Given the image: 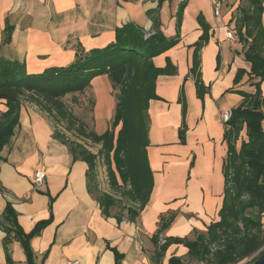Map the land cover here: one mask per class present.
<instances>
[{"label":"crops","instance_id":"crops-1","mask_svg":"<svg viewBox=\"0 0 264 264\" xmlns=\"http://www.w3.org/2000/svg\"><path fill=\"white\" fill-rule=\"evenodd\" d=\"M247 2L222 0L216 17L211 0H0V57L24 62L28 73L67 66L81 50L114 42L128 23L147 35L157 29L179 39L152 59L157 68H166L148 108L153 190L134 220L119 222L102 211L89 186L88 164L74 160L43 113L22 105L20 123L1 154L0 222L10 205L26 234L42 220L49 223L29 240L32 262L15 232L5 245L7 232L0 227V264H168L171 256L188 254L185 244L171 242L158 261L155 238L206 232L219 219L229 154L221 112L249 101L238 91H256L245 45L226 35L229 29L237 32ZM239 69L244 71L236 82ZM6 110L0 101V111ZM245 132L244 127L234 142L238 150ZM39 168L47 179L35 190Z\"/></svg>","mask_w":264,"mask_h":264},{"label":"trees","instance_id":"trees-1","mask_svg":"<svg viewBox=\"0 0 264 264\" xmlns=\"http://www.w3.org/2000/svg\"><path fill=\"white\" fill-rule=\"evenodd\" d=\"M248 2L249 12L245 8L241 9L237 34L245 47L248 45L244 55L251 64V78L257 79L253 81L257 88L252 94L238 91L249 101L231 109V118L225 123L228 127L225 137L229 143V154L224 164L225 192L219 219L208 226L209 238L206 241L202 237L199 243L189 241L188 237H171L159 245V239L155 238L158 261L165 255L171 242L185 244L191 258L206 259L211 255L213 264H238L250 256H253L251 264H256L264 256V112L260 89L264 80V0ZM11 33L12 29L8 30L7 42L11 40ZM202 39L207 40L206 32ZM178 43V38H168L160 30L156 29L154 33L147 35L142 27L128 23L117 30L114 42L87 52L81 50L76 59L67 66L28 73L24 62L0 57V101H5L7 107L0 119V160L3 159V147L14 136L20 123L23 105L21 96L25 92L51 100L54 97L83 92L94 77L108 73L113 88L120 89L116 112L110 127L101 134L92 132V137L102 143L101 154L104 155L108 167L111 189L120 190L134 203L139 202L138 207L131 206L127 209L129 219L134 220L148 203L153 190V173L147 155L150 124L148 108L150 100L157 97L155 81L166 68H157L152 59ZM243 71L239 69L236 82L242 77ZM197 85L202 90L199 82ZM244 127L248 137L242 141L238 150L234 142ZM54 137L69 147L74 160L79 159L88 164L89 186L102 211L108 216L114 215L119 222L123 220V214L114 212L115 208L120 209V201L100 191L94 183L96 177L94 178L92 171L95 162L91 156L78 155L60 138L56 130ZM230 170L234 173L232 179L229 178ZM230 182H233L232 187ZM48 223L49 220H42L26 234L18 225L12 207L8 205L3 222H0V227L7 232L5 245L9 241L8 236L15 232L21 238L28 259L32 262L29 240L39 234ZM213 244L217 245L214 250L210 246ZM121 257L116 252L117 260ZM168 264L186 262L182 257L173 255Z\"/></svg>","mask_w":264,"mask_h":264},{"label":"rangeland","instance_id":"rangeland-1","mask_svg":"<svg viewBox=\"0 0 264 264\" xmlns=\"http://www.w3.org/2000/svg\"><path fill=\"white\" fill-rule=\"evenodd\" d=\"M242 8H245L249 12V2L245 3ZM247 47L248 45H246ZM262 83L260 85L261 90L263 89ZM256 88L257 86L253 84V90ZM119 92V87L113 88L110 75L103 73L94 77L90 85L83 92L54 97L51 100H47L43 96H38L32 92H25L21 96V101L22 104L36 107L43 113L51 121L60 138L64 139L78 155L91 156V159L95 162L92 171V175H94V178L96 177L94 183H96L100 191L110 194L120 201L118 205L120 209H115L114 212L128 217L127 209L131 206L138 207L139 202L136 201L134 203L124 196L120 190L111 189L108 180V167L105 164L104 155L101 154L102 143L92 137V132L101 134L110 127L115 116ZM1 118L2 112L0 111ZM245 133V137L247 138V130ZM11 139L12 137L3 147L1 154L4 148L11 142ZM233 174V171L230 170V179H232ZM229 185L232 187L233 182H230ZM122 208L123 210H121ZM200 237L203 238V241H206L209 238L207 231L202 233L194 232L188 238L189 241L199 243L201 241ZM210 246L212 250L217 248L215 244ZM211 257L209 255L206 259H195L187 254L182 258L186 264H197L202 260H208L213 263Z\"/></svg>","mask_w":264,"mask_h":264},{"label":"built area","instance_id":"built-area-1","mask_svg":"<svg viewBox=\"0 0 264 264\" xmlns=\"http://www.w3.org/2000/svg\"><path fill=\"white\" fill-rule=\"evenodd\" d=\"M211 2H212L214 15L216 17L220 16L221 7H222V0H211ZM148 35H150V33ZM226 35L230 39H233L236 41L240 40L237 32L233 31L231 29L227 30ZM231 114H232L231 109H227V110H224L221 112V120L223 121V123H227L230 120ZM46 179H47V171L44 168L36 169V171L34 173L33 188L35 190L40 189L44 185ZM165 242H166L165 237L159 238V245H162ZM252 258H253V256H250L238 264H251ZM69 264H79V262L78 261H69ZM197 264H213V263L208 261V260H202V261H199Z\"/></svg>","mask_w":264,"mask_h":264},{"label":"water","instance_id":"water-1","mask_svg":"<svg viewBox=\"0 0 264 264\" xmlns=\"http://www.w3.org/2000/svg\"><path fill=\"white\" fill-rule=\"evenodd\" d=\"M256 264H264V256L261 257L257 262Z\"/></svg>","mask_w":264,"mask_h":264}]
</instances>
